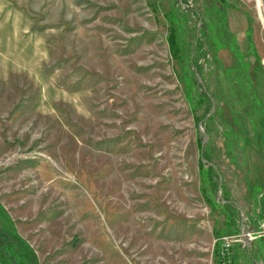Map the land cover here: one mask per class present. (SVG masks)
I'll return each mask as SVG.
<instances>
[{
  "label": "rangeland",
  "instance_id": "rangeland-1",
  "mask_svg": "<svg viewBox=\"0 0 264 264\" xmlns=\"http://www.w3.org/2000/svg\"><path fill=\"white\" fill-rule=\"evenodd\" d=\"M196 42L202 77L182 63ZM211 115L212 162L254 231L264 0H0V264H264V236L221 258L242 227L203 184Z\"/></svg>",
  "mask_w": 264,
  "mask_h": 264
},
{
  "label": "trees",
  "instance_id": "trees-1",
  "mask_svg": "<svg viewBox=\"0 0 264 264\" xmlns=\"http://www.w3.org/2000/svg\"><path fill=\"white\" fill-rule=\"evenodd\" d=\"M201 25H202V22H201ZM170 43H171V47L173 46L175 48L176 44L174 42V39H170ZM201 45H202V43H201ZM180 48L184 49L185 52H188L187 60L183 61L182 63L186 64L187 66L190 63L189 64L191 67L190 72L192 73V75L198 73L202 77V72H201L202 65L199 63L198 55L196 54L198 49H201V47L199 46V43L196 42L195 46L192 49H190L189 44H185L184 47H180ZM193 51L195 52V54H193ZM194 83H196V81H194ZM250 93H251V91H250ZM253 95H254V92H253ZM197 97H198L197 99H201V101L206 102V104L209 106L208 109L210 108L213 100L211 98L212 96L209 93L200 91V96L198 94ZM251 97H252V101L254 103H256V107L259 108V112H262V106H261V102H260L259 98L256 95H254V96L251 95ZM235 103H238V105H243L242 103H245V101L243 99H240V100L235 99ZM257 117L264 118V116H262V115L257 116ZM214 120H215V117L211 115L208 117L207 120H205L203 122V124L206 128L205 129L206 131L204 132V134L201 138L203 143H202L201 152H200L201 157H200V161H199V168H200L201 173L203 174L202 179H203L204 187L208 188L211 191V193L214 194V196L216 194V191L218 189V184H219L220 179H221L220 189L224 190V191H222L223 197L219 198V199H215V198L213 199V195H212V197H209V199L211 201V204L213 206H215V208L219 209L220 212L223 213V215L225 217L226 224L230 225L232 227H235L239 221L241 223L240 209L236 206L235 202L229 196L228 191L225 190L224 182L221 178V175L217 172L216 164L214 162H212V161H214V156H215L213 149L209 146V143H208L209 140H207V137L204 140V135H207L210 132V128H211L210 124ZM221 122L225 126V130H228L227 132H230V130L232 132H234L236 130V129L234 130V127H235L234 126L235 125L234 119L231 120V123L225 122L224 120H222ZM223 187H224V189H223ZM7 244H9V242L7 240H5L2 247L4 248L5 245H7ZM4 253H6V252L4 251ZM6 255L9 256L7 253H6ZM256 262H257V257L253 256L252 259H246L245 264H256ZM14 264H15V262H14Z\"/></svg>",
  "mask_w": 264,
  "mask_h": 264
},
{
  "label": "built area",
  "instance_id": "built-area-1",
  "mask_svg": "<svg viewBox=\"0 0 264 264\" xmlns=\"http://www.w3.org/2000/svg\"><path fill=\"white\" fill-rule=\"evenodd\" d=\"M264 236V216H262L257 223V229L254 231L243 229L240 234L235 236H224L221 238L222 250L221 255L222 259L228 254L229 249L235 242L242 243V246H249V244L258 237ZM248 243H247V242ZM258 264V263H257ZM260 264V263H259Z\"/></svg>",
  "mask_w": 264,
  "mask_h": 264
},
{
  "label": "water",
  "instance_id": "water-1",
  "mask_svg": "<svg viewBox=\"0 0 264 264\" xmlns=\"http://www.w3.org/2000/svg\"><path fill=\"white\" fill-rule=\"evenodd\" d=\"M206 139V135H204V140ZM220 187H221V179H220V182H219V184H218V190H220ZM244 214H243V212H242V218H241V227H242V230L244 229ZM247 242V241H246ZM248 243V242H247Z\"/></svg>",
  "mask_w": 264,
  "mask_h": 264
},
{
  "label": "crops",
  "instance_id": "crops-1",
  "mask_svg": "<svg viewBox=\"0 0 264 264\" xmlns=\"http://www.w3.org/2000/svg\"><path fill=\"white\" fill-rule=\"evenodd\" d=\"M18 234H20L19 232H18ZM21 235V234H20ZM21 237H23L22 235H21ZM24 239V238H23ZM260 262H258V264H259Z\"/></svg>",
  "mask_w": 264,
  "mask_h": 264
}]
</instances>
